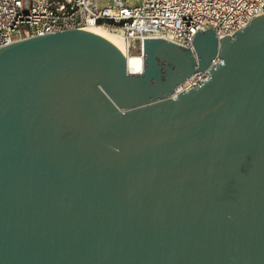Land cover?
Segmentation results:
<instances>
[{"label": "water", "instance_id": "95a60500", "mask_svg": "<svg viewBox=\"0 0 264 264\" xmlns=\"http://www.w3.org/2000/svg\"><path fill=\"white\" fill-rule=\"evenodd\" d=\"M193 46L0 50V264H264V17Z\"/></svg>", "mask_w": 264, "mask_h": 264}, {"label": "built area", "instance_id": "2783aa9c", "mask_svg": "<svg viewBox=\"0 0 264 264\" xmlns=\"http://www.w3.org/2000/svg\"><path fill=\"white\" fill-rule=\"evenodd\" d=\"M260 17L264 0H0V50L30 38L99 25L121 35L128 54L143 60L136 74L142 75L145 40L166 36L194 54L199 31L212 28L219 39L234 38ZM219 62L217 57L212 66ZM209 78L208 71L199 72L181 91Z\"/></svg>", "mask_w": 264, "mask_h": 264}, {"label": "bare ground", "instance_id": "6f19581e", "mask_svg": "<svg viewBox=\"0 0 264 264\" xmlns=\"http://www.w3.org/2000/svg\"><path fill=\"white\" fill-rule=\"evenodd\" d=\"M84 31H86L87 33L92 34V35H99V36L111 41L115 45H117L123 52H125V56H126V60H127V69L129 71V74L136 75L140 72L142 65H143V60L138 58L136 55H129L128 54L126 43H125V41L121 35H119L116 32H113L111 30H108L107 28H105L103 26H99V25L90 26V27L84 29ZM160 37L169 40V38H167L166 36H160ZM189 82H192V80L190 79L187 82H185L184 84H182L178 88V90L179 91L183 90L185 87L188 86Z\"/></svg>", "mask_w": 264, "mask_h": 264}, {"label": "rangeland", "instance_id": "374dc122", "mask_svg": "<svg viewBox=\"0 0 264 264\" xmlns=\"http://www.w3.org/2000/svg\"><path fill=\"white\" fill-rule=\"evenodd\" d=\"M137 1V3H140L141 2V0H136Z\"/></svg>", "mask_w": 264, "mask_h": 264}]
</instances>
